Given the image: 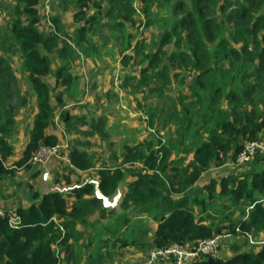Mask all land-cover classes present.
Returning a JSON list of instances; mask_svg holds the SVG:
<instances>
[{"label":"trees","instance_id":"1","mask_svg":"<svg viewBox=\"0 0 264 264\" xmlns=\"http://www.w3.org/2000/svg\"><path fill=\"white\" fill-rule=\"evenodd\" d=\"M92 1L94 0H78L80 8L77 13L78 20L87 21V23L94 21V17L90 20L86 18V12ZM126 1L127 4L121 12L125 13L124 17L128 20L133 14L134 7L130 4L132 0ZM198 1L197 9L188 8L182 14L177 13V16L178 8L175 7L173 13L176 19L170 21L171 29L167 28V31L165 30L162 34L155 51L147 52V44L138 42L136 51L140 58L138 66L141 67L142 74L138 88L148 83L155 73L154 69L158 68L160 70L156 71L155 77L167 79V82L171 79V72L178 68L198 71L197 74H190L194 75L193 80L196 82L202 81L213 72L211 68H207L214 53L209 44L217 42L219 47L217 49L219 52H215L217 57L230 58L234 55L235 59L242 60V53L248 52L250 38L256 43V50L252 54L253 61L259 60L255 71L258 75L264 74V55L259 53L261 48L259 36L264 31V0H226L224 5L219 6L217 0ZM40 2L41 0H17L12 14L14 20L9 25L13 46L17 47L16 53L21 55L23 71L29 74V81L37 95L39 109L23 157L16 163L18 168L32 166L29 164L30 159L42 142L51 145L56 143L54 136L47 135L48 129L54 123L55 113L51 103V90L46 79L52 72L51 56L58 49V41L55 37L47 36L39 30ZM115 2L118 3V0H110L111 5ZM257 3H261L262 6H258ZM182 4L185 6L184 2L180 3ZM95 5L98 9L102 7L99 4ZM147 9L144 12H147ZM206 12L212 15L205 17ZM113 13L119 15L120 10L111 9L107 14ZM218 14L222 17L218 18ZM85 29L87 28H82V34ZM240 42H243L244 46L241 49L235 48L234 45ZM261 52L264 53V50ZM246 65L243 62V66ZM1 66H7L5 59H0ZM174 76L178 77V74ZM9 78L13 79L10 75ZM164 88L165 85L152 88L150 91L164 95ZM7 90L6 77H3L0 72V179L15 173V170L6 167V162L14 155V148L6 136L15 125L12 117L14 108L6 110L1 103ZM194 92L197 95V101L202 100V95L196 88ZM251 93L246 97H250ZM251 97L248 98L250 102ZM218 98H222L221 94ZM232 98L236 101L243 99L239 92H234ZM191 105L194 106V103L186 105L185 110L182 109L187 117H190ZM237 108L232 112L234 113L232 119L220 121L218 128L213 130L209 138L196 148L192 173L187 175L185 182L178 178V169H173L171 166V150L164 146L161 136L154 135L144 143L125 146L116 169L106 167L99 170L97 184L87 182L73 187L71 193L76 199L73 206L62 192L51 191L44 195L36 194V200L29 207L19 208L15 212V216L20 219L18 228L11 226L10 213H6L4 217L0 216V264L71 263L70 261L76 258L71 254L72 242L80 235L76 231L78 216L95 212L102 202L101 197L112 196L121 182L127 178L128 172L131 171L129 169L137 164L142 168L136 172L135 180L128 185L127 195L121 203L126 213L123 217L117 216L118 220L122 226L129 222L131 214L128 211L133 207H138L145 213L154 210H160V212L152 217L156 228L148 242L130 241L131 235L126 232L121 234V238L118 237L122 247L136 245L138 248L151 252L153 249L165 248L175 243L194 246L227 231L230 235L238 234L244 237L264 233V202H261L264 200V169L251 175L224 177L220 181L221 190L218 193L215 192L217 183L208 184L205 188L209 190L207 200L187 192L203 173L212 167L235 162L248 142L264 141V112L238 111ZM68 117L69 115L62 112V120H68ZM151 125H153L152 122L149 127ZM261 158L262 156L255 158L257 164L260 163ZM70 161L71 174L76 172L74 167L80 170L91 167L88 159H85V154L77 152L76 149L70 154ZM126 165L130 168L126 169ZM172 172L177 176H174ZM69 177L70 175L66 176L68 183H70ZM92 194H95L94 198L84 200L85 196ZM174 195L181 196L174 198ZM220 198L226 199L229 207L239 209L244 207L240 220L230 219L222 224L205 223L206 207L209 203L218 204L221 201ZM196 207L200 208L199 214H203L202 217L198 216ZM61 227L64 228V232ZM111 229L114 238L117 230L113 227ZM229 234L226 235L230 236ZM160 262L162 261L156 264ZM190 264H264V244L250 251L237 249L226 259L221 258L220 255L218 257L203 256Z\"/></svg>","mask_w":264,"mask_h":264},{"label":"crops","instance_id":"2","mask_svg":"<svg viewBox=\"0 0 264 264\" xmlns=\"http://www.w3.org/2000/svg\"><path fill=\"white\" fill-rule=\"evenodd\" d=\"M77 2L78 0H41L38 6L39 30L47 36L55 37L58 41V49L51 56L52 72L46 79L51 90V103L55 113L54 123L48 129L47 135L56 138L55 144L63 145L66 154L69 156V162L53 160L45 168L29 165L23 168L16 167V163L23 157L24 150L30 140L35 116L39 112L37 95L33 96L32 94L30 97H24L21 101L20 114L14 117L15 125L6 136L14 148V155L6 162V167L15 170V173L0 179V211L2 212L15 214L19 208L29 207L36 200V194L44 195L51 191L62 192L73 206L76 202L71 193L73 187L87 182L97 184L99 182V170L106 167L112 170L116 169L124 152V147L136 146L149 140L148 129L156 126L153 116L145 119L139 108L140 105H138V52L136 51L138 40L134 42L130 40L132 31L129 29L128 21L124 19L125 13L121 12L127 1L123 0L124 4H122L121 0H118V3L115 2L112 5L110 0L92 1L89 10L86 12L87 19L90 20L94 17V21L90 23L78 20L77 13L80 8ZM16 4L17 0L0 1V59H5L7 63V66L0 67V72L3 77H6L8 89L1 103L6 107V110L15 108L13 96L16 90L22 93L23 91L33 93L29 74L23 70L20 73V69L16 71L10 63L14 55L2 46V43L8 40H11L12 43L9 25L14 20L12 14ZM95 4L101 5L102 8L98 9ZM130 4L133 6V2L130 1ZM111 9L120 10L123 19L117 13L107 14ZM136 23L138 22L136 21ZM83 27L87 29L82 34ZM124 27L127 28L125 32L122 31ZM146 41L147 37H141L140 42L146 43ZM74 46L79 50L73 49ZM132 51L134 56L133 54L129 55ZM121 71L122 73L119 74ZM117 73L120 78L116 76ZM9 75L13 79H10ZM166 94L165 89L164 95ZM62 112L69 115L68 120L61 119ZM138 112H142V115H139ZM169 117L171 120L173 116L169 115ZM182 118L186 130L183 136L187 140L191 136L187 135L188 128L197 121L187 117L184 113ZM151 122L153 125L149 127ZM112 126L118 128V135L112 133ZM183 136L179 138V145L185 148L188 142ZM198 137L201 141L196 148L209 138L207 135H198ZM195 138L196 136L192 140ZM111 143L114 144V147H118L116 153L110 150ZM74 149L85 154V159H88L91 167L81 170L74 167L76 172L71 174L70 154ZM179 154H181V150H175L172 153L173 164L178 169V174L180 170L184 171L183 169L189 164H176L174 159ZM111 155L114 156L113 166L106 163L110 160ZM193 159L194 155L189 164L191 168ZM230 163L233 162H229L225 166L229 167ZM234 165L230 169L240 171L238 170L239 165ZM125 167L126 169L130 168L127 165ZM138 168H142V166L137 164L130 169L137 172ZM235 173L222 174L217 168H211L203 173L195 183L196 192H199L200 195L193 191L194 188L192 193L207 200L209 194L207 195L205 186L208 177L212 180L221 181L224 177ZM67 175H70V183L67 181ZM128 178L125 184L119 185L112 196L101 197L102 202L98 206L99 209L87 215L80 214L78 216L76 231L80 235L77 236V240L72 242L71 248V254L75 255L76 258L71 260L69 264L138 263V256H141L138 254V246L122 247L118 237L121 238L125 228L121 229V225L115 222L116 219L118 220L117 216L126 213L122 209L121 203L127 195L128 185L136 177ZM13 181H17L16 184ZM96 195H98L97 192ZM180 196L174 195V198ZM94 197L95 194L88 195L84 197V200H90ZM113 198H117L118 208H110L109 210L107 203ZM197 209L200 208L196 207V211H198ZM158 212L160 210L145 213L141 212L138 207H133L128 211L131 214V220L144 219L147 217L146 214L151 216L150 238L156 228L152 217ZM98 216H101L103 220L107 219L108 225L102 224ZM198 216L202 217L203 214L198 213ZM205 221L206 224L211 223L207 219ZM112 226L120 227L115 234L117 238H113ZM91 228L93 229L91 230ZM138 231H142V229L135 230V232ZM132 240L138 241L136 234L131 236L130 241ZM140 241L142 242V240ZM261 245L256 242L252 244L255 247H251L250 250ZM222 251L225 259L232 255L227 249H222Z\"/></svg>","mask_w":264,"mask_h":264},{"label":"rangeland","instance_id":"3","mask_svg":"<svg viewBox=\"0 0 264 264\" xmlns=\"http://www.w3.org/2000/svg\"><path fill=\"white\" fill-rule=\"evenodd\" d=\"M218 6L221 4H225L226 0H217ZM134 11L131 17L127 20L125 17L124 19L128 21L129 29H131L132 34L130 36V40L134 42L135 40L138 42L141 41V37H147V52H152L157 49V45L159 43V40L161 39L162 34L165 32L167 28L171 29L170 21H174L176 18L174 16V10L175 7L178 8L176 11L177 13L182 14L185 10L188 8L197 9L198 8V0H132ZM181 2H184L185 6ZM122 4L123 0H122ZM127 4V2H126ZM258 6H262L261 3H257ZM102 8V7H101ZM147 9V12L144 10ZM123 13V12H122ZM118 14V13H117ZM199 15H201L199 13ZM212 13L206 12L205 17H210ZM121 18L123 19V14H120ZM204 16V15H202ZM222 15L218 14V18H221ZM223 17H225V14H223ZM137 18V19H135ZM138 23H136V21ZM135 21V22H134ZM135 23V24H134ZM166 23V24H165ZM174 22H172L173 24ZM166 25V27H165ZM132 26V27H131ZM131 27V28H130ZM231 28V26H230ZM233 30V28H231ZM127 28H123L122 31L125 32ZM118 31V30H116ZM167 31V30H166ZM260 52L264 55V31L260 33ZM13 42V40H12ZM133 44V43H132ZM70 45V44H69ZM210 49L213 53V59L208 65L207 68H211L213 71L206 79L204 78L202 81L196 82L193 80V76L190 73L197 74L198 71L191 70V69H175L171 72L170 76L171 79L167 82V79L155 77L156 71L158 72L160 68L154 69L155 73H153L151 76L152 79L149 80L148 83L143 84L138 89V105H140V110L143 112V116L145 119L150 118L153 116L154 121L156 122V126L152 127V129H148V132L150 133V136H148L149 139L153 138V136H161L164 141V146L167 149H170L171 152H175V150H181V154L175 157V162L178 165H184L191 162L196 146L199 144L201 139L198 137V135H207L218 128V124L220 121H223L225 119H232V116L234 113V109L238 107L239 110L250 112L252 110L258 111L257 113L264 112V74H259L255 71L256 64L259 62L258 59H256L257 62L253 61L254 58V52L256 50V43L252 38L248 41V52H243L241 55L242 60L235 59L234 55H232L230 58H224L220 56H216L215 52H219L217 49L219 47L216 43H211ZM2 46L7 48L12 55H14V58L10 60V63L12 66L17 70L20 69V73H22L23 65H22V59L20 54L16 53V46H13V43H11V40H8L6 42L2 43ZM244 46L243 42L237 43L234 45L235 48L241 49ZM76 51L79 50L76 46L72 47ZM134 56V52L129 53V55ZM128 56V55H127ZM223 56V55H222ZM140 59V58H138ZM243 62L247 64L246 66H243ZM124 63V62H123ZM121 67V66H120ZM128 67V66H126ZM127 71V69H126ZM122 71L119 73L121 74ZM200 73V72H199ZM175 74H178V77L174 76ZM118 76V73L116 74ZM120 76V75H119ZM118 76V78H120ZM142 74L140 73V67L138 66V82L141 79ZM166 81V83H165ZM165 85V89L167 91V94L164 96H160L158 92L152 93L150 89L152 88H160ZM25 86V85H22ZM17 88V87H16ZM199 92V94L202 95V100L197 101V95H195L194 89ZM218 91V92H217ZM215 92L217 94H215ZM239 92L241 96L243 97L242 100L236 101L235 98H232L233 93ZM252 92V93H251ZM251 93V102L246 97L249 96ZM36 96V93L33 91V93H30L29 91H23V93L19 90H16L14 93L13 99L15 100V108L13 114V118L15 116H18L19 111L21 109V101L24 99V97H30V95ZM221 94L222 98H218V96ZM215 96V97H214ZM204 97V98H203ZM193 104L190 113V117L193 119H196L197 123H193V125L188 128L187 135H191L189 139L185 141L188 142V145H186L185 148H182L179 145V138L184 135V132L186 131L183 125V112L182 109L185 110V106L187 104ZM19 104V105H18ZM235 105V106H234ZM181 111V112H180ZM142 112H138L139 115H142ZM169 115H172V119L170 120ZM59 124V123H58ZM61 126V125H57ZM112 133L118 135V128L115 126H112ZM186 133V132H185ZM179 136V137H178ZM196 136L195 139L192 140V138ZM182 148V149H181ZM113 152L116 153L118 150V147H114V144L111 143V149ZM171 166L173 169L176 168L174 166V161L172 160L171 156ZM257 159H254L252 162L239 165L238 170H231L230 168H233L236 164V161L233 163H230V166L226 167L224 165L222 166H214L212 169H216L222 174H229L234 173L242 175H251L254 172L261 171L264 169V155L262 156L261 160L257 164ZM114 156H110V160L106 163L113 166ZM188 164L187 167H185L184 171H179L178 178L185 182V176L188 174L190 175L192 173V168L189 167ZM238 165V164H236ZM221 167V168H220ZM229 168V169H228ZM128 172L127 177L128 179L135 178L136 177V171L134 169ZM141 170L140 168L137 169V171ZM246 170V171H243ZM213 173V172H210ZM174 176H177L174 172H172ZM183 174H185L183 176ZM234 174V175H235ZM233 175V174H232ZM216 176V175H215ZM231 176V175H228ZM127 178L121 182V184H125L127 182ZM207 180V184H211L214 182L217 185L216 193H218L221 190L220 187V181L212 180L210 177ZM17 181H13L14 184H16ZM206 184V186H207ZM205 186V188H206ZM194 188V190H193ZM201 189V188H200ZM196 194H199V192H196L195 184L191 186V188L188 189V193L194 195L192 193L193 191ZM209 194V190H207V195ZM195 196V195H194ZM209 197V195H208ZM117 198L111 199L107 205L108 209L110 208H118V200ZM220 202L218 204L215 203H209L208 207H206V210L204 211V218H206L209 222H217L222 224L226 223L230 219L233 220H240L242 217V211L244 207L237 208V207H229V203L226 201V199L220 198ZM99 209V208H98ZM197 213H200V209H197ZM116 211V210H115ZM108 213V211H107ZM101 214V213H100ZM125 214L122 215V217ZM147 217L144 219L139 220H130L129 222H126L123 226L121 225L120 221L117 219L115 220L116 224L121 225V229L125 228V231L123 234H126V232L130 233V235H137L138 240H142V242H148L150 240V218L151 216L146 214ZM98 219H101V223L104 225H108L107 219H102L101 216H98ZM152 225V224H151ZM114 230H118V227L112 226ZM87 228V226H86ZM93 228H91L92 230ZM141 230L135 232V230ZM148 230V232H145ZM134 232V233H133ZM115 233V231H114ZM229 234V232L227 231ZM225 232V234H227ZM230 235V234H229ZM226 237L223 238L221 241V249L219 251V254L221 258H224V252L222 249H227L232 255L236 252L237 249L241 248V251H250L252 244L258 242L260 244H264V233H261L257 236L252 235L251 240L249 237H244L238 234H232L230 236L225 235ZM253 242V243H252ZM259 245V244H258ZM249 247V248H248ZM138 254L141 256H138V263H143L148 259L149 250L138 248ZM222 253V254H221ZM159 264H168L164 263L163 261Z\"/></svg>","mask_w":264,"mask_h":264},{"label":"built area","instance_id":"4","mask_svg":"<svg viewBox=\"0 0 264 264\" xmlns=\"http://www.w3.org/2000/svg\"><path fill=\"white\" fill-rule=\"evenodd\" d=\"M1 1V0H0ZM48 4V2H47ZM264 155V141L248 142L244 149L236 158V164L243 165L252 162L256 157ZM53 160L69 162V156L66 154L63 145H51L42 142L35 153L32 155L29 164L32 166L47 167ZM264 202V200H262ZM0 216H6L5 212L0 211ZM10 224L18 228L20 219L15 214L10 215ZM64 232V228L61 227ZM226 234L203 240L194 246H183L181 244H172L165 248L153 249L148 259L143 263L135 264H156L159 261L173 262L174 264H190L191 262L203 256L218 257L221 249V241Z\"/></svg>","mask_w":264,"mask_h":264},{"label":"clouds","instance_id":"5","mask_svg":"<svg viewBox=\"0 0 264 264\" xmlns=\"http://www.w3.org/2000/svg\"><path fill=\"white\" fill-rule=\"evenodd\" d=\"M262 202V201H261ZM225 234V233H224ZM249 239H251V236H249ZM253 243V242H252Z\"/></svg>","mask_w":264,"mask_h":264}]
</instances>
